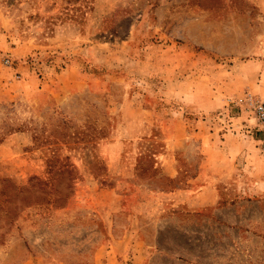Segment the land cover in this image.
Wrapping results in <instances>:
<instances>
[{
	"label": "rangeland",
	"instance_id": "374dc122",
	"mask_svg": "<svg viewBox=\"0 0 264 264\" xmlns=\"http://www.w3.org/2000/svg\"><path fill=\"white\" fill-rule=\"evenodd\" d=\"M110 1L0 0V264H87L126 225L146 264H264V0ZM163 132H194L180 185L210 132L244 164L234 189L204 208L152 199L176 184L155 169ZM125 160L135 185L103 164Z\"/></svg>",
	"mask_w": 264,
	"mask_h": 264
},
{
	"label": "crops",
	"instance_id": "0c3cea01",
	"mask_svg": "<svg viewBox=\"0 0 264 264\" xmlns=\"http://www.w3.org/2000/svg\"><path fill=\"white\" fill-rule=\"evenodd\" d=\"M96 1L99 6H117L116 4H111L112 2L110 0L109 2L108 0H102L107 1V4H102L101 0ZM0 42L2 43L1 45L5 47L7 41H5L2 36H0ZM163 133L166 136L165 153L156 155L158 161H156L155 169L159 167L164 170V173L176 184L168 190L150 188L147 192L151 193L150 197H153L152 199L158 198L162 206L167 202H173L174 207H179L192 201L197 203L198 207L204 208L216 206L218 204L222 197V184H230V187L234 189V173L237 171H244V164H236V161H234V153L226 155V147L224 148L222 144H216V141H214V134L206 132V135H202L203 141L198 147L200 148V153L206 154L204 162L198 166L197 173L187 179L185 182L186 185L182 186L178 183L181 169L176 153L180 151L187 154L190 153L191 134H194V132ZM114 134H118V132H114ZM121 142L122 145H125V151H128L130 149V143L125 140V142L118 141L117 144H121ZM109 147L110 146H107L105 149L108 150ZM103 164L107 167L108 173L113 168L120 169L121 173H123L122 180H124L123 182L126 184L135 185L136 179L140 176L136 160H125L122 162L106 161L103 162ZM86 178L88 181L93 180L97 184H103L107 179L105 175H96L92 168H88V171H86ZM152 199L143 198L140 200L138 198V200H135L138 206L136 217L139 215L154 216L153 204H155V202L152 201ZM139 208H141V210H139ZM149 249H151V247L142 236L141 229L137 228L134 230V226L126 225L123 236L116 237L113 241H108L107 243H101L96 247L91 260L87 264H146Z\"/></svg>",
	"mask_w": 264,
	"mask_h": 264
},
{
	"label": "built area",
	"instance_id": "2783aa9c",
	"mask_svg": "<svg viewBox=\"0 0 264 264\" xmlns=\"http://www.w3.org/2000/svg\"><path fill=\"white\" fill-rule=\"evenodd\" d=\"M7 62H9V61H7ZM255 107H256L259 115H260L261 120L264 121V104H258V105L256 104Z\"/></svg>",
	"mask_w": 264,
	"mask_h": 264
}]
</instances>
